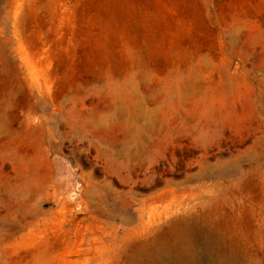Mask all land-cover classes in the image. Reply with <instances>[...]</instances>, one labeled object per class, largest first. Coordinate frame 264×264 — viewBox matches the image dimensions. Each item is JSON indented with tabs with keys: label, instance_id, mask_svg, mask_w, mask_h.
<instances>
[{
	"label": "rangeland",
	"instance_id": "rangeland-1",
	"mask_svg": "<svg viewBox=\"0 0 264 264\" xmlns=\"http://www.w3.org/2000/svg\"><path fill=\"white\" fill-rule=\"evenodd\" d=\"M190 230L264 264V0H0V264H175Z\"/></svg>",
	"mask_w": 264,
	"mask_h": 264
},
{
	"label": "bare ground",
	"instance_id": "bare-ground-1",
	"mask_svg": "<svg viewBox=\"0 0 264 264\" xmlns=\"http://www.w3.org/2000/svg\"><path fill=\"white\" fill-rule=\"evenodd\" d=\"M197 225V224H196ZM198 231L201 230H190L188 232H185L184 234H181L178 236L179 243L184 241L185 243L182 244H175L174 247H181L180 251H176L174 247H171L167 252L166 256L171 262H174L175 264H191L197 259V255H201L202 252L196 253L195 250L192 248L190 241V236L197 234ZM200 237H205L204 234H197ZM208 247L209 245L206 244ZM211 248V247H210Z\"/></svg>",
	"mask_w": 264,
	"mask_h": 264
}]
</instances>
